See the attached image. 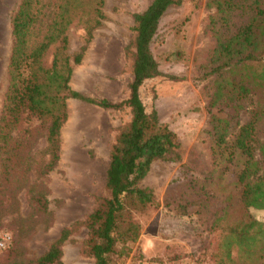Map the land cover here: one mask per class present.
Returning <instances> with one entry per match:
<instances>
[{
  "label": "trees",
  "instance_id": "1",
  "mask_svg": "<svg viewBox=\"0 0 264 264\" xmlns=\"http://www.w3.org/2000/svg\"><path fill=\"white\" fill-rule=\"evenodd\" d=\"M102 3L19 0L9 21L6 86L0 105V195L12 181H20L28 204L39 210H46L48 201L45 192L33 186V180L30 183L29 172L34 167L30 176L35 179L54 168L59 130L67 117L66 99L103 109H128L129 120L116 128L108 147L104 194L83 221L82 253L92 264H110L116 247L138 236L133 214L156 207L152 190L141 184L150 164L179 160L176 135L159 121L153 106L146 110L139 95L145 81L161 75L150 43L165 9L179 0H151L132 14L133 36L123 50L131 80L126 97L119 101L91 98L67 85L72 67L80 63L103 17ZM204 7L212 10L208 25L215 37L202 73L211 86L206 104L210 150L219 178L230 175L239 208L238 216L219 234L218 263L231 260L234 248L254 261L260 259L253 264H264V221L251 213L264 210V134L259 133L264 127V0H204ZM234 16L241 21L233 23ZM73 27L83 31L82 41L69 53L67 32ZM240 115L245 120L240 121ZM37 136L44 140L43 162H34L29 154ZM67 237V228H61L46 250L25 264H60Z\"/></svg>",
  "mask_w": 264,
  "mask_h": 264
},
{
  "label": "rangeland",
  "instance_id": "2",
  "mask_svg": "<svg viewBox=\"0 0 264 264\" xmlns=\"http://www.w3.org/2000/svg\"><path fill=\"white\" fill-rule=\"evenodd\" d=\"M18 1L0 0V105L6 86L9 21ZM150 1L103 0V17L80 63L72 67L69 88L95 99L126 97L131 73L123 50L133 36L132 14ZM211 13L204 0H179L159 19L150 48L161 75L145 81L139 95L146 110L153 106L159 121L176 135L179 160L150 164L141 184L152 190L157 205L133 214L138 236L118 245L110 264H219V234L238 216L239 208L231 177L219 178L210 150L206 104L211 86L202 73L215 45L208 25ZM231 21L241 19L234 16ZM82 34L79 27L68 30L69 53L77 50ZM66 106L54 168L35 179L30 176L34 167L29 172L30 183L33 180L32 185L45 192L46 210L28 204V193L20 181H12L0 195V233L11 237L0 252V264L35 260L61 228H67L68 237L61 247L60 264H92L82 253L83 221L96 198L104 194L108 147L116 128L129 120V112L125 107L103 109L74 98H67ZM239 120H245V115ZM259 133L264 134L263 126ZM33 141L29 151L33 161H45L43 136ZM251 213L264 221V210ZM230 255L231 260L224 258L222 264L260 261L234 248Z\"/></svg>",
  "mask_w": 264,
  "mask_h": 264
},
{
  "label": "built area",
  "instance_id": "3",
  "mask_svg": "<svg viewBox=\"0 0 264 264\" xmlns=\"http://www.w3.org/2000/svg\"><path fill=\"white\" fill-rule=\"evenodd\" d=\"M11 237L7 232L0 233V252L5 249L10 243Z\"/></svg>",
  "mask_w": 264,
  "mask_h": 264
}]
</instances>
